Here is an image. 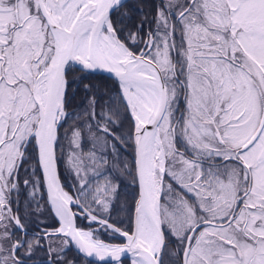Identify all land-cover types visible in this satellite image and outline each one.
Masks as SVG:
<instances>
[{
  "label": "snow or ice",
  "instance_id": "obj_1",
  "mask_svg": "<svg viewBox=\"0 0 264 264\" xmlns=\"http://www.w3.org/2000/svg\"><path fill=\"white\" fill-rule=\"evenodd\" d=\"M0 264H264V0H0Z\"/></svg>",
  "mask_w": 264,
  "mask_h": 264
},
{
  "label": "trees",
  "instance_id": "obj_2",
  "mask_svg": "<svg viewBox=\"0 0 264 264\" xmlns=\"http://www.w3.org/2000/svg\"><path fill=\"white\" fill-rule=\"evenodd\" d=\"M109 87H111V84H112V82L111 81H107V82H105ZM102 87L104 86L103 84L101 85Z\"/></svg>",
  "mask_w": 264,
  "mask_h": 264
}]
</instances>
